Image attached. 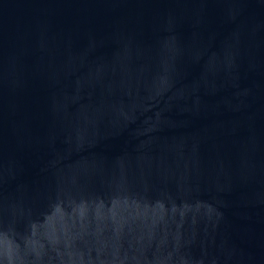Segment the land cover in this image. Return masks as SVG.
<instances>
[{"label":"water","instance_id":"water-1","mask_svg":"<svg viewBox=\"0 0 264 264\" xmlns=\"http://www.w3.org/2000/svg\"><path fill=\"white\" fill-rule=\"evenodd\" d=\"M0 264H264V0H0Z\"/></svg>","mask_w":264,"mask_h":264}]
</instances>
